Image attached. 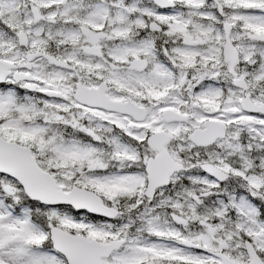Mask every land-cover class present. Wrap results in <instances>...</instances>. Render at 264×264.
Wrapping results in <instances>:
<instances>
[{
	"label": "snow or ice",
	"instance_id": "obj_1",
	"mask_svg": "<svg viewBox=\"0 0 264 264\" xmlns=\"http://www.w3.org/2000/svg\"><path fill=\"white\" fill-rule=\"evenodd\" d=\"M0 264H264V0H0Z\"/></svg>",
	"mask_w": 264,
	"mask_h": 264
}]
</instances>
